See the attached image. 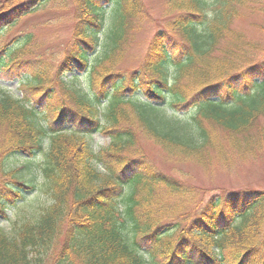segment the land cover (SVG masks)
Wrapping results in <instances>:
<instances>
[{"label": "trees", "instance_id": "1", "mask_svg": "<svg viewBox=\"0 0 264 264\" xmlns=\"http://www.w3.org/2000/svg\"><path fill=\"white\" fill-rule=\"evenodd\" d=\"M50 3L72 23L56 62L28 51L33 31L8 35ZM163 4L128 73L118 70L126 45L153 21L142 0L1 6L0 79H17L21 93L0 89V173L10 176L0 213L34 190L46 200L0 226V264H264V190L203 198L138 145L141 135L205 170L213 154L229 166L264 150V57L236 24L242 17L263 33L264 0ZM94 133L105 146L92 148ZM10 157L23 169L39 157L41 185L18 176L21 166L5 171Z\"/></svg>", "mask_w": 264, "mask_h": 264}, {"label": "rangeland", "instance_id": "2", "mask_svg": "<svg viewBox=\"0 0 264 264\" xmlns=\"http://www.w3.org/2000/svg\"><path fill=\"white\" fill-rule=\"evenodd\" d=\"M22 0H0L1 6H11ZM143 4L147 6L149 15L152 16L153 21H147L144 19L142 24L136 28H140L137 32L130 37L126 45L125 57H123L118 70L125 71L126 73L138 66L142 61V56L146 50L147 43L149 42L152 33L154 32L155 22H158L161 17V13L164 11V0H142ZM64 10L57 7V5L46 4L44 7L24 17L21 22L16 25L8 35H13L15 31L30 30L35 33V39L33 42L35 46L29 49V52L42 54L45 59H49L51 62H56L57 48L60 43L66 40L72 30V23L64 21L61 16L64 15ZM57 19V22L55 23ZM237 26L248 37L257 43L258 47L262 51H257L259 57H264V32H260L256 26L250 25L247 19L242 17L236 21ZM7 35V36H8ZM10 91L11 94L19 95L21 88L17 79H9L3 77L0 79V89ZM258 129V128H257ZM141 137V138H140ZM108 139L103 137L99 133H94L92 137V148L98 149V147L105 146ZM138 145L142 147L143 157L146 162L156 168L159 172H163L170 177H175L188 185L196 187L201 193L202 197L209 196L210 194H223L227 191H237L246 189L264 190V150H258V152L250 153L252 155H246V157L233 158L229 163H224L223 166L220 162V158L217 154H213L208 157L206 165L209 166L207 170L203 169L198 164L190 160H177L169 158L162 151L160 146H156L149 139L143 138L139 135ZM5 165V171L12 168H19L17 175L24 178L26 181H30L34 184L41 185L43 176L39 173V157H36L32 161L26 164V168H22V163L16 162L12 157L3 162ZM39 163V164H38ZM23 170V171H22ZM9 175L6 176L0 173V184L9 179ZM29 198L16 202L13 206H9L5 209L6 217L4 218L0 213V226L9 230L22 214L31 213L33 209L38 208L46 200L45 194L37 193L36 190L31 192ZM27 200L30 202L26 203ZM32 206V207H31ZM31 207V208H30Z\"/></svg>", "mask_w": 264, "mask_h": 264}]
</instances>
